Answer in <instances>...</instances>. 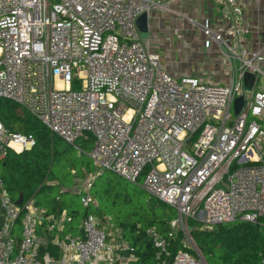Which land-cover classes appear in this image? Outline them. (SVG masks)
<instances>
[{
  "label": "built area",
  "instance_id": "2783aa9c",
  "mask_svg": "<svg viewBox=\"0 0 264 264\" xmlns=\"http://www.w3.org/2000/svg\"><path fill=\"white\" fill-rule=\"evenodd\" d=\"M182 1L0 0V100L17 104L71 146L94 140L89 157L97 172L77 192L85 208L99 207L92 184L110 172L175 209L168 233L146 230L156 264H207L191 221L212 231L264 220V45L246 46L251 28L239 0H212L219 23L189 21L218 47L228 83L172 77L137 21ZM247 75L254 76L251 89ZM240 97L245 103L234 118ZM35 146L33 135L0 120V159ZM1 217L0 264H118L127 254L136 261L108 217L86 214L80 234L67 235L66 212L48 214L33 200L19 205L0 179ZM179 234L184 240L175 252Z\"/></svg>",
  "mask_w": 264,
  "mask_h": 264
},
{
  "label": "trees",
  "instance_id": "16d2710c",
  "mask_svg": "<svg viewBox=\"0 0 264 264\" xmlns=\"http://www.w3.org/2000/svg\"><path fill=\"white\" fill-rule=\"evenodd\" d=\"M0 120L10 130L33 135L36 139V146L32 150L21 154L9 151L0 160V179L5 183L13 201L23 200L26 203L33 200L36 207L51 215L66 212L70 218L67 231L74 235L81 232L79 226L82 219L86 214H92V209L96 210V216L108 217L103 216L101 211L102 205L98 200L100 192L97 191L96 196L92 195L101 176L93 182L90 191V195L98 200L99 208H85L80 200L84 212L81 215L75 203L77 196L73 194L80 191L76 189L78 181L97 172L96 168L91 172L79 155L88 149L91 152L94 147L92 138L83 139L75 147L71 146L51 133L38 119L8 100H0ZM104 194L110 195L112 201H119L121 209L123 205L128 209L125 217L120 211L119 216L113 218L115 222L112 217L109 220L115 228L122 231L123 238L134 249V264H156V253L146 236V230L156 227L163 233H168L170 221L163 219V216L171 208L158 200L159 203L154 208H150V200L148 204L147 201L138 203L135 201L137 195H134L135 192L131 195L129 188L107 189ZM160 207L165 210L163 214ZM189 225L207 264H261L264 260V220L257 224H223L215 226L212 231H203L198 222L191 221ZM180 235L175 244V252L180 249ZM51 248L48 251L56 255L57 250Z\"/></svg>",
  "mask_w": 264,
  "mask_h": 264
},
{
  "label": "crops",
  "instance_id": "0c3cea01",
  "mask_svg": "<svg viewBox=\"0 0 264 264\" xmlns=\"http://www.w3.org/2000/svg\"><path fill=\"white\" fill-rule=\"evenodd\" d=\"M239 1L241 2L244 23L251 28V34L247 39L246 46L252 50H259L264 45V0ZM148 16L150 23V36L148 40L144 41L150 44L152 52L159 55L163 69L176 79L187 76V74L179 72L178 68L175 69L173 66L168 64L167 59L170 57L168 51H170L171 40L175 38L178 41H183L184 47L191 49V47H193V40H195L196 37L195 32L198 31L196 29H199V27L190 22L189 19H193L198 23L210 26H214L220 22V15L216 11V7L212 0H184L182 2H175L169 4L165 10L157 9L151 12ZM200 34H202L201 30ZM203 38L205 44L207 45L206 38L204 36ZM208 46V48L211 49L208 50V52H205L204 55L211 61L212 68H208V76H206L207 72L203 71L202 74H197L196 77H200L209 83L212 81V84L228 83V71L222 63L218 47L214 43H211ZM164 48H167V51H165V58L164 50H161ZM160 51H163L164 54H161ZM171 53L174 56V52L171 51ZM220 80H222V82H219ZM79 152L81 151L79 150ZM80 182L81 181H78V185L76 187L77 190H81L79 187ZM76 189H74V191ZM73 194L75 196L78 195L77 192H74ZM65 233L67 235H74L72 233H68L67 228ZM39 234L41 237L47 236L46 226L40 228ZM14 236L19 242L21 238L20 222H18L15 227ZM134 262H132L127 256V258L120 261L118 264H134Z\"/></svg>",
  "mask_w": 264,
  "mask_h": 264
},
{
  "label": "rangeland",
  "instance_id": "374dc122",
  "mask_svg": "<svg viewBox=\"0 0 264 264\" xmlns=\"http://www.w3.org/2000/svg\"><path fill=\"white\" fill-rule=\"evenodd\" d=\"M196 30L198 31L195 32L196 37H195V40H193V47H191V49L185 48L183 41H178L175 38L171 40L170 51H168L170 54V57H168L167 59L168 64L173 66V68L175 69L178 68L179 72L186 73L187 76H193V75L196 76L197 74L200 75L203 73V71H206L207 72L206 76H208L209 74L208 68H212V65H211V61L204 55V53L208 52V50H210L211 48L209 49L208 48L209 46L205 44L204 38L202 34H200V30L199 29H196ZM166 49L167 48H164L161 50H164V53H165V51H167ZM171 51L174 52L173 53L174 56L172 55ZM160 52L161 54H164L163 51H160ZM165 55L166 53L164 54V58H165ZM160 63H161V60H160ZM210 82L212 83V81ZM219 82H222V80H220ZM73 89L79 90L80 83H76ZM232 115L235 118V108L232 109ZM82 141L83 139L79 140L78 143H82ZM79 146H81V144H79ZM261 148L264 151V139H263V142L261 143ZM83 152H84L83 154H79L82 162L87 165V167L91 170V172H94L96 167H94V163L89 157L90 149H88V151H83ZM100 176H101L100 179L96 182V186L92 190V195L96 196L97 191L100 192L99 193L100 196L98 200L100 204L102 205L101 211L104 214L103 216H108V218L112 217L111 219H113L115 216H119L118 213L122 211L123 216L125 217L128 211V209H125V205H123L121 209V204L119 203V201H112L110 195L104 194V191L107 189H112V188L127 189L129 188V193L131 195H133L134 192H135L134 195H137L136 196L137 198L135 200L136 202L144 203L145 201H147V204H148V201L150 200V204H149L150 208H154L157 205V203H159L155 198L151 197L147 192H145L142 189V185L140 183L136 186L132 185L126 182V180L124 179H119V178L114 177V175L110 172H105ZM90 180H91L90 175H86L85 180L79 183V187L81 188V190L85 188L86 184ZM80 200H81V196L77 195V197L75 198V203L77 205L76 207H77L78 212L82 215L84 212H83L82 205L80 204ZM98 200L96 199L97 202ZM163 209L164 208L160 207V211L162 212V214L165 211ZM91 212L92 214L94 213L96 214L95 209H92ZM176 217H177V212L175 211V209L171 208L168 212L164 213L163 219L171 221L175 219ZM180 236L184 240V236L182 234Z\"/></svg>",
  "mask_w": 264,
  "mask_h": 264
},
{
  "label": "water",
  "instance_id": "95a60500",
  "mask_svg": "<svg viewBox=\"0 0 264 264\" xmlns=\"http://www.w3.org/2000/svg\"><path fill=\"white\" fill-rule=\"evenodd\" d=\"M149 16L147 14H144L143 16H141L138 21H137V27L139 29V31L141 32V37L143 40H148L149 39ZM254 82V76L252 75H247L245 77V85L248 89L252 88ZM245 103V100L243 97L238 98L235 101L234 104V108H235V114L238 115L241 111V109L243 108ZM103 174V173H102ZM19 205L23 204V200H20L19 202H17ZM1 213H3V210L1 209ZM4 225V218H0V229L3 227ZM128 256V254L126 255Z\"/></svg>",
  "mask_w": 264,
  "mask_h": 264
},
{
  "label": "bare ground",
  "instance_id": "6f19581e",
  "mask_svg": "<svg viewBox=\"0 0 264 264\" xmlns=\"http://www.w3.org/2000/svg\"><path fill=\"white\" fill-rule=\"evenodd\" d=\"M61 87V85H59Z\"/></svg>",
  "mask_w": 264,
  "mask_h": 264
}]
</instances>
